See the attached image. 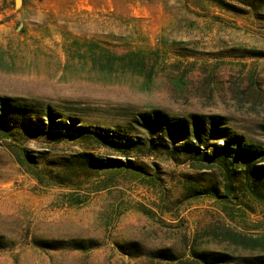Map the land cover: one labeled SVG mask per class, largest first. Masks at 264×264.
<instances>
[{"label": "rangeland", "instance_id": "374dc122", "mask_svg": "<svg viewBox=\"0 0 264 264\" xmlns=\"http://www.w3.org/2000/svg\"><path fill=\"white\" fill-rule=\"evenodd\" d=\"M223 1L250 10L217 0H0V96L23 109L0 121V264L264 256V157L224 151L202 168L185 153L149 148L135 121L155 109L222 115L232 133L264 151V0H254L263 16L241 4L253 0ZM47 106L60 119L145 145L116 152L93 139H53L39 128L49 125ZM23 150L49 181L19 161ZM79 151L133 166H90ZM57 173L64 184L50 182ZM211 186L226 196L206 192ZM73 240L95 244L73 248Z\"/></svg>", "mask_w": 264, "mask_h": 264}, {"label": "trees", "instance_id": "16d2710c", "mask_svg": "<svg viewBox=\"0 0 264 264\" xmlns=\"http://www.w3.org/2000/svg\"><path fill=\"white\" fill-rule=\"evenodd\" d=\"M217 4L220 6L231 10L233 12L245 13L249 12L250 9L241 7L240 5L217 0ZM241 4L255 8L256 16L261 13L258 11L256 3L253 1H241ZM15 99L7 96H0V121L5 118L7 112H22L23 109L20 108L19 104H13ZM26 110V109H24ZM45 113L48 117V127L45 124H42L39 128L45 134L49 135L53 139L57 140H78L80 142H87L89 140H95L100 146L109 148L116 152H126L129 150H136V148L145 145V140L143 138H133L131 136L122 135L118 132H106L99 130L87 129L86 126L78 124L76 119L68 117L67 119H60V115H57L50 107H46ZM59 117V118H58ZM58 118V119H57ZM137 124L149 135L148 142L149 148L161 145L163 148L168 150L170 156H175L176 153H185L189 158L193 160H198L202 168L210 167L211 160L224 151L237 152L242 155L251 156L259 155L264 157V151L257 149L251 144L244 143L237 134L232 133L230 127L227 126L224 116L217 114H190L189 117H174L168 116L167 114L155 109L153 111H147L139 113L135 119ZM28 127L29 123H26ZM36 127V126H34ZM155 136L153 137V135ZM155 138L156 140H154ZM211 148L212 151H208ZM151 151V149L149 150ZM22 160L19 158V161L28 162L31 166L29 169L33 171L36 178L40 181H49L48 179H42V176L38 172H34V167L37 166L39 160L35 157L30 156L25 150L22 151ZM75 157H79L80 163H88L90 166L95 167H108V166H133L129 158L122 160L118 157L104 156L98 157L95 156L92 152L89 151H79L75 154ZM194 162V161H193ZM194 164V163H193ZM264 167V166H257ZM263 172V171H262ZM264 173V172H263ZM248 177V175H247ZM50 182H57L64 184V177L57 173L52 177H48ZM228 180V179H227ZM225 182V188H234L232 181ZM246 183V182H245ZM239 184V183H238ZM234 186V187H233ZM245 188V187H244ZM251 192H256L254 189L249 187ZM208 193H212L215 196L224 198L226 195L221 193L216 186H211L207 189ZM73 243L69 246L73 248L85 249L87 247H92L95 243H88L84 245L81 241L73 240ZM44 247L54 246L50 243H44ZM59 246V245H56ZM160 250L152 251L154 256H160L162 258L174 259L172 255H167L160 253ZM199 259L204 264H214L220 262H228L232 259H235L240 264H264V256H251V257H234L227 253L211 252L207 257L203 253H199Z\"/></svg>", "mask_w": 264, "mask_h": 264}, {"label": "water", "instance_id": "95a60500", "mask_svg": "<svg viewBox=\"0 0 264 264\" xmlns=\"http://www.w3.org/2000/svg\"><path fill=\"white\" fill-rule=\"evenodd\" d=\"M21 3V0H15V5H18Z\"/></svg>", "mask_w": 264, "mask_h": 264}]
</instances>
